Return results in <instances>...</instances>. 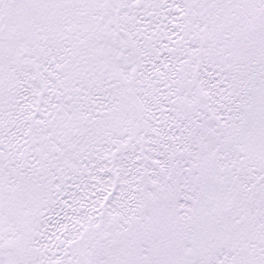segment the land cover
I'll use <instances>...</instances> for the list:
<instances>
[{"label":"snow or ice","instance_id":"snow-or-ice-1","mask_svg":"<svg viewBox=\"0 0 264 264\" xmlns=\"http://www.w3.org/2000/svg\"><path fill=\"white\" fill-rule=\"evenodd\" d=\"M0 264H264V0H0Z\"/></svg>","mask_w":264,"mask_h":264}]
</instances>
